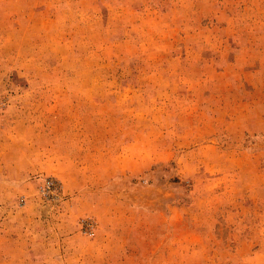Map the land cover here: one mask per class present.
Masks as SVG:
<instances>
[{
	"label": "rangeland",
	"instance_id": "1",
	"mask_svg": "<svg viewBox=\"0 0 264 264\" xmlns=\"http://www.w3.org/2000/svg\"><path fill=\"white\" fill-rule=\"evenodd\" d=\"M0 264H264V0H0Z\"/></svg>",
	"mask_w": 264,
	"mask_h": 264
},
{
	"label": "built area",
	"instance_id": "2",
	"mask_svg": "<svg viewBox=\"0 0 264 264\" xmlns=\"http://www.w3.org/2000/svg\"><path fill=\"white\" fill-rule=\"evenodd\" d=\"M0 110H1V105H0Z\"/></svg>",
	"mask_w": 264,
	"mask_h": 264
}]
</instances>
